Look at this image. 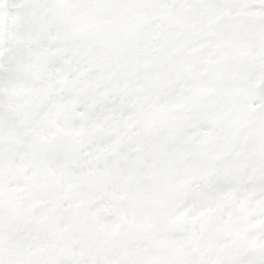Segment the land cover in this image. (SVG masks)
Returning <instances> with one entry per match:
<instances>
[{"label":"snow or ice","instance_id":"1","mask_svg":"<svg viewBox=\"0 0 264 264\" xmlns=\"http://www.w3.org/2000/svg\"><path fill=\"white\" fill-rule=\"evenodd\" d=\"M0 264H264V0H0Z\"/></svg>","mask_w":264,"mask_h":264}]
</instances>
